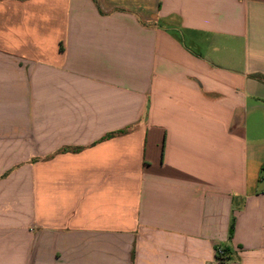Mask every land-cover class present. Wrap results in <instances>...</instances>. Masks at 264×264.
Here are the masks:
<instances>
[{"label":"crops","instance_id":"0c3cea01","mask_svg":"<svg viewBox=\"0 0 264 264\" xmlns=\"http://www.w3.org/2000/svg\"><path fill=\"white\" fill-rule=\"evenodd\" d=\"M0 264H264V0H0Z\"/></svg>","mask_w":264,"mask_h":264},{"label":"trees","instance_id":"16d2710c","mask_svg":"<svg viewBox=\"0 0 264 264\" xmlns=\"http://www.w3.org/2000/svg\"><path fill=\"white\" fill-rule=\"evenodd\" d=\"M113 136H114V134H110L106 138H110V137H113ZM232 231H233V227L231 228V233H232ZM217 256L220 257V254H217Z\"/></svg>","mask_w":264,"mask_h":264},{"label":"built area","instance_id":"2783aa9c","mask_svg":"<svg viewBox=\"0 0 264 264\" xmlns=\"http://www.w3.org/2000/svg\"><path fill=\"white\" fill-rule=\"evenodd\" d=\"M224 252H223V250L222 249H218L217 250V254H220V255H222Z\"/></svg>","mask_w":264,"mask_h":264}]
</instances>
